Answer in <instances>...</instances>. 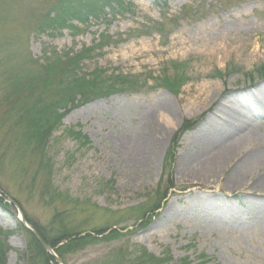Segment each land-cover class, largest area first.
Listing matches in <instances>:
<instances>
[{"label":"rangeland","instance_id":"374dc122","mask_svg":"<svg viewBox=\"0 0 264 264\" xmlns=\"http://www.w3.org/2000/svg\"><path fill=\"white\" fill-rule=\"evenodd\" d=\"M57 1L0 0L5 264H45L21 216L51 241L61 262L44 250L48 264H264V188L250 186L264 183V168H247L253 139L264 156V113L255 103L256 95L264 100L257 72L264 67V0H118L123 8L78 30L75 22L68 30L42 25ZM222 47L226 53L213 54ZM83 51L82 73L119 74L138 87L58 111L60 124L43 149L52 171L42 190L37 158L19 159L12 120L16 109L32 114L49 105L42 89L57 82L46 79L57 55ZM165 77L179 87L168 88ZM238 100L259 115H240L249 144L241 129L206 127ZM227 148L235 149L229 163L205 181L185 183L199 162ZM62 228L92 244L68 252Z\"/></svg>","mask_w":264,"mask_h":264},{"label":"trees","instance_id":"16d2710c","mask_svg":"<svg viewBox=\"0 0 264 264\" xmlns=\"http://www.w3.org/2000/svg\"><path fill=\"white\" fill-rule=\"evenodd\" d=\"M162 2L163 0H157ZM165 1V0H164ZM120 8H123L119 5L118 0H58L53 8H51L45 17V20L42 21V25H45L47 28L51 29H67L76 27L74 25H68L70 22H75L78 26L86 27L89 22L93 20H103L115 14ZM52 16L50 17V15ZM41 27V26H40ZM100 41V39H99ZM84 53H66L64 55H57L56 59L50 64L51 70L49 71V77L47 80L56 79V84L48 83L45 88L42 90L44 94L48 97H52L49 101V105L42 107L40 110L33 112L32 114L28 113V110L18 111L16 109L17 117L12 120V126L15 127V147L16 152H21L22 160L29 158L26 153H29L30 157L37 158L36 161V170L41 172V179L45 181V185L42 190H47L46 185L49 184L51 179L52 163L50 160L45 158V153L43 149L46 148L49 139L52 135V132L55 131L56 124H60V113L58 112L61 109H64L67 104L73 105L78 101L90 102L92 100L98 99L100 97H105L113 93L119 92H135L138 85L134 82H130L126 79V76L115 75L113 77L105 76L104 73L97 74L96 79L92 77V74H85L81 72L79 65L84 57ZM257 72L261 76H264V67H260ZM123 78V79H122ZM164 84H169L168 88L173 89V87H179L176 81L170 80L168 77L164 78ZM52 83V82H51ZM140 88V87H139ZM60 89L65 90V92H60V97L57 96V93ZM53 93L56 96H53ZM53 116H50V114ZM12 117V116H11ZM72 132V131H71ZM75 134L76 138H85L81 137L80 132H72ZM18 135V138L16 136ZM86 139V138H85ZM17 140V141H16ZM42 149V150H39ZM29 152H28V151ZM39 155L38 158L37 157ZM30 161V160H28ZM21 171H27L26 167H22ZM69 202V201H68ZM138 214V211H136ZM142 216H137L139 219ZM58 223H62L59 221ZM65 228H62L61 232L58 234L60 241H66L63 244L65 250L71 251L72 249L80 250L85 246L92 244L91 240H82L81 239H90L83 237L81 239H76L77 233L73 231H66ZM42 239L51 246V241H49L39 230H35ZM69 241V242H68ZM34 245L36 246V251L38 256L45 261V264H48L49 257L42 249L41 246L37 243L34 238ZM68 245L72 246L68 249ZM59 255L60 253L57 252ZM152 260H155V257H151ZM149 260V259H148ZM150 264V261H148ZM0 264H5V261L2 258L0 253ZM158 264V263H153Z\"/></svg>","mask_w":264,"mask_h":264},{"label":"bare ground","instance_id":"6f19581e","mask_svg":"<svg viewBox=\"0 0 264 264\" xmlns=\"http://www.w3.org/2000/svg\"><path fill=\"white\" fill-rule=\"evenodd\" d=\"M182 45H185V41H182ZM226 50L224 47L222 48H218L216 50H212L213 54H222V53H226ZM223 55V54H222ZM255 103L256 105L259 107V112H263L264 113V100H260L258 98V95L255 96ZM203 104V102L201 103ZM228 111L226 110L225 112H223V115H221V118L219 119V121L215 120V119H209V121H207V125L206 127L210 128V126H215L214 128L218 129L219 132L221 131L222 133L225 134H230V132H233L235 130H240L242 134L239 136L240 139L242 140L243 143L245 144H249V142L247 143L246 137H248L245 134V127L244 125L241 123V118L242 117H248L249 114L250 116H253V110L251 108V105L249 104V102H247L246 100H238L236 103H233L231 105L228 106ZM251 108V109H250ZM171 111H173L170 108ZM169 109H166L167 112H171ZM240 115L242 117H240ZM256 116L253 117H258V114H255ZM262 116V115H261ZM249 139H253L252 137H248ZM250 146V151H248L247 153V158L249 160V164L247 166V168H250V166H259L264 168V156L259 155L257 153V151H255V148L258 146V142L256 141V139H253L252 142H250L249 144ZM235 154V149H231V148H227L226 150L221 151V153L215 154L213 156H209L208 159L206 158L205 160L199 162L200 167H198V171L194 172L192 174H188L185 175L187 182L185 183H189L192 180H206L209 179V177H211L212 174H214V172L222 165L229 163V160L231 158V156H233ZM261 185H259V182L252 183L250 186L255 187V186H259L260 188H264V183L260 182Z\"/></svg>","mask_w":264,"mask_h":264},{"label":"water","instance_id":"95a60500","mask_svg":"<svg viewBox=\"0 0 264 264\" xmlns=\"http://www.w3.org/2000/svg\"><path fill=\"white\" fill-rule=\"evenodd\" d=\"M20 220H21L22 225H23L25 228H27V229H28V230L34 235V237H35V238L37 239V241L40 243V245L42 246V248H43L46 252L50 253V254L56 259V261L61 262L60 258H58L57 256H55V255L53 254L52 249L50 248V246H49L47 243H45V242L39 237V235H38L33 229H31V228L26 224V222L24 221V219L22 218V216L20 217Z\"/></svg>","mask_w":264,"mask_h":264}]
</instances>
